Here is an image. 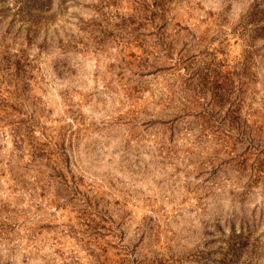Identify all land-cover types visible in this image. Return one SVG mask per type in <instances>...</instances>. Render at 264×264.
I'll return each instance as SVG.
<instances>
[{"label": "rangeland", "instance_id": "rangeland-1", "mask_svg": "<svg viewBox=\"0 0 264 264\" xmlns=\"http://www.w3.org/2000/svg\"><path fill=\"white\" fill-rule=\"evenodd\" d=\"M0 264H264V0H0Z\"/></svg>", "mask_w": 264, "mask_h": 264}]
</instances>
